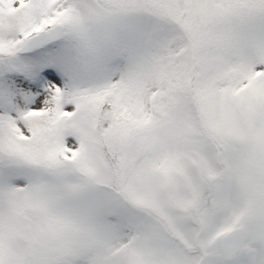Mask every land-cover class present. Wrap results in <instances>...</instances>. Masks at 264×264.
Segmentation results:
<instances>
[{
    "label": "snow or ice",
    "instance_id": "1",
    "mask_svg": "<svg viewBox=\"0 0 264 264\" xmlns=\"http://www.w3.org/2000/svg\"><path fill=\"white\" fill-rule=\"evenodd\" d=\"M0 264H264V0H0Z\"/></svg>",
    "mask_w": 264,
    "mask_h": 264
}]
</instances>
